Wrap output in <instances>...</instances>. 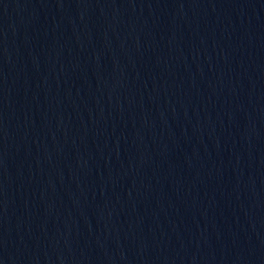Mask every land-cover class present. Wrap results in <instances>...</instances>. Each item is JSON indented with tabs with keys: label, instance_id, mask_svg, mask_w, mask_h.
I'll use <instances>...</instances> for the list:
<instances>
[{
	"label": "water",
	"instance_id": "95a60500",
	"mask_svg": "<svg viewBox=\"0 0 264 264\" xmlns=\"http://www.w3.org/2000/svg\"><path fill=\"white\" fill-rule=\"evenodd\" d=\"M0 264H264V0H0Z\"/></svg>",
	"mask_w": 264,
	"mask_h": 264
}]
</instances>
